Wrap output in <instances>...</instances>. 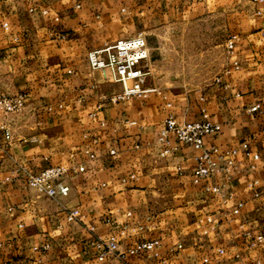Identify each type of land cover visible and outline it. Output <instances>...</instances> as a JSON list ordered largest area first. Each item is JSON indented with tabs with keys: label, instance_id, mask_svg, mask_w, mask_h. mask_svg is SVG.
Here are the masks:
<instances>
[{
	"label": "crops",
	"instance_id": "1",
	"mask_svg": "<svg viewBox=\"0 0 264 264\" xmlns=\"http://www.w3.org/2000/svg\"><path fill=\"white\" fill-rule=\"evenodd\" d=\"M213 11L225 16L228 42L236 37L223 74L202 93L155 87L115 99L120 83L89 65L92 48ZM263 92L264 0L0 2V94L26 95L21 111L0 109V264H264V242L251 246L245 238L264 234V113L247 111ZM166 96L178 119L207 111L222 124L207 145L239 149L240 171L222 192L207 187L223 175L193 181L192 146L172 136L176 148L164 153L158 135L170 110ZM244 141L261 155L255 169ZM55 164L85 166L65 180L67 197L39 193L23 174ZM74 207L82 215L70 221L66 211ZM113 236L120 251L144 238L163 245L159 256L100 261L96 239Z\"/></svg>",
	"mask_w": 264,
	"mask_h": 264
},
{
	"label": "built area",
	"instance_id": "2",
	"mask_svg": "<svg viewBox=\"0 0 264 264\" xmlns=\"http://www.w3.org/2000/svg\"><path fill=\"white\" fill-rule=\"evenodd\" d=\"M3 1L25 0H0V2ZM5 26L7 27L8 24L5 23ZM235 37L233 36L228 42L229 49L233 48ZM87 58L92 69L108 70L112 79L121 84L122 90L115 95V99L125 100L134 96H146L151 91L156 90L155 87H149L146 84L149 74L147 68L150 59V48L147 37L143 33L119 38L100 47L92 48L88 51ZM165 98L167 100V96ZM25 105L26 95L24 93L0 94V109L4 113H17ZM166 107L170 110L165 118L164 127L158 135V142L164 147V153L176 148V146H172V136L179 143L192 146L197 150L192 172L193 181L199 183L223 175L224 180L207 187V190L215 193L222 192L227 183L233 181L240 171L239 149L236 147L222 148L216 143L206 144L207 137H215L222 130V124L211 120L207 111H204L202 117L198 120H180L172 111V101L167 100ZM247 111L249 113H264V92L262 101L248 107ZM6 135L9 138L10 132L7 131ZM241 148L244 156L251 161V167L255 169L261 158L260 153L253 149L250 141L242 142ZM87 152H89L91 158L95 157L93 152ZM112 153H115V151L112 150ZM84 170V165L69 167L65 164H55L49 165L40 171L24 169L23 174L27 184L39 193L50 197H67L70 194L71 186L65 180L70 177L71 172ZM258 182V180H253L249 182V185L255 187ZM256 195H259V193L256 192ZM243 205V202H239L233 213L235 215L240 214ZM66 212L70 221H77L82 215L77 207L67 209ZM208 221H212V218L208 217ZM203 232L207 234L208 230L204 229ZM122 234H124V231H122ZM245 238L251 246L264 242V234L261 232L253 234L247 231ZM95 245L98 251V259L105 261L113 255L125 257L126 254L142 255L152 253L159 256L163 244L160 238H144L138 240L125 251H120L119 240L116 236H113L109 239L98 238ZM178 247L183 248V244L179 243ZM217 251L222 254L225 249L220 247ZM204 262H209V258L205 257ZM254 264H262V262L257 261Z\"/></svg>",
	"mask_w": 264,
	"mask_h": 264
},
{
	"label": "rangeland",
	"instance_id": "3",
	"mask_svg": "<svg viewBox=\"0 0 264 264\" xmlns=\"http://www.w3.org/2000/svg\"><path fill=\"white\" fill-rule=\"evenodd\" d=\"M146 34L150 48L149 87L172 95L199 94L226 69L230 31L222 12L187 16Z\"/></svg>",
	"mask_w": 264,
	"mask_h": 264
}]
</instances>
